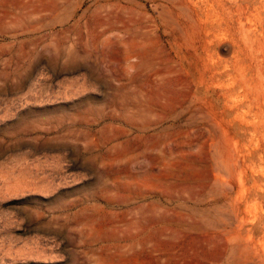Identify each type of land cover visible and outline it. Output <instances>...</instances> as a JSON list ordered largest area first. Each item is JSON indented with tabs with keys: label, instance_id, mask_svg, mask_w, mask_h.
<instances>
[{
	"label": "rangeland",
	"instance_id": "1",
	"mask_svg": "<svg viewBox=\"0 0 264 264\" xmlns=\"http://www.w3.org/2000/svg\"><path fill=\"white\" fill-rule=\"evenodd\" d=\"M0 264H264V0H0Z\"/></svg>",
	"mask_w": 264,
	"mask_h": 264
},
{
	"label": "bare ground",
	"instance_id": "2",
	"mask_svg": "<svg viewBox=\"0 0 264 264\" xmlns=\"http://www.w3.org/2000/svg\"><path fill=\"white\" fill-rule=\"evenodd\" d=\"M169 11V10H168ZM188 16V15H187ZM171 18V17H170ZM198 21V20H197ZM201 22V21H200ZM177 27H179V26H177ZM182 32V31H181Z\"/></svg>",
	"mask_w": 264,
	"mask_h": 264
}]
</instances>
